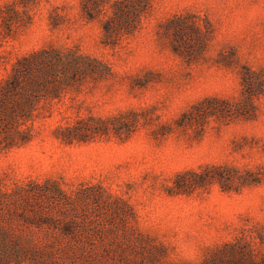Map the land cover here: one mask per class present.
<instances>
[{
	"label": "rangeland",
	"instance_id": "374dc122",
	"mask_svg": "<svg viewBox=\"0 0 264 264\" xmlns=\"http://www.w3.org/2000/svg\"><path fill=\"white\" fill-rule=\"evenodd\" d=\"M13 1L0 0V10ZM83 1L40 0L32 23L10 37L0 23V84L19 59L49 47L78 49L111 70L43 104L32 141L0 153L1 188L15 192L0 218L22 220L55 195L58 227L74 216L83 234L88 254L77 264L219 262L228 243L261 262L264 98L254 120H210L200 132L178 122L205 98H239L244 67L264 71V0H151L140 29L116 46L104 43L106 15L87 20ZM175 18L179 43L165 34ZM75 126L84 140L65 142ZM247 171L261 182L241 185ZM219 174L222 182L201 181ZM37 186L46 195L24 203Z\"/></svg>",
	"mask_w": 264,
	"mask_h": 264
},
{
	"label": "trees",
	"instance_id": "16d2710c",
	"mask_svg": "<svg viewBox=\"0 0 264 264\" xmlns=\"http://www.w3.org/2000/svg\"><path fill=\"white\" fill-rule=\"evenodd\" d=\"M39 4L40 0H14L6 4L0 10L4 36L10 37L19 27L30 25L33 21L32 12ZM151 5V0H84L82 13L89 21L106 15L103 21L104 43L106 46H116L123 37L131 36L140 29ZM183 25L180 18L169 20L164 25L165 34L172 35L175 42L179 43L184 32ZM194 30L201 34L200 27H194ZM176 43L175 53L183 56L181 45L176 46ZM110 74L109 65L73 48L49 47L19 59L8 78L0 84V153L32 141L36 120L45 117L43 104L60 100L68 90L80 86L88 78L104 79ZM263 98L264 71L244 67L239 98H205L184 113L178 125L200 132L210 120H254L258 116V102ZM84 130L78 126L68 128L62 139L68 143L84 140ZM216 170L220 171L221 168ZM222 179V174L213 178L205 175L201 181L222 182ZM260 182L259 174L251 171L240 178L241 185H257ZM43 188L37 186L36 192L25 190L24 203L30 202V198L46 195ZM14 194L3 192L0 184V207L8 205ZM49 195L52 204L48 208L25 211L22 220L5 219V216L0 218V264H77L80 259L86 261L88 250L80 245L83 240L80 236L83 234L76 229L77 220L74 216L70 217V222L59 228L58 220L53 216L57 199L55 195ZM66 202L61 205L67 209L69 202ZM66 212L70 214V209ZM86 227L83 223V232H86ZM58 229L61 231L59 235ZM219 256V262L203 264H264V259L255 261L253 256L245 254L234 243L226 244L219 251Z\"/></svg>",
	"mask_w": 264,
	"mask_h": 264
}]
</instances>
